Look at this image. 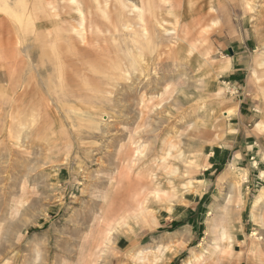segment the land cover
I'll return each mask as SVG.
<instances>
[{
  "label": "rangeland",
  "instance_id": "rangeland-1",
  "mask_svg": "<svg viewBox=\"0 0 264 264\" xmlns=\"http://www.w3.org/2000/svg\"><path fill=\"white\" fill-rule=\"evenodd\" d=\"M0 264H264V0H0Z\"/></svg>",
  "mask_w": 264,
  "mask_h": 264
},
{
  "label": "bare ground",
  "instance_id": "bare-ground-1",
  "mask_svg": "<svg viewBox=\"0 0 264 264\" xmlns=\"http://www.w3.org/2000/svg\"><path fill=\"white\" fill-rule=\"evenodd\" d=\"M135 134V133H134ZM137 135V133L135 134V136ZM131 136V135H130ZM134 135H132V138L134 139V141H133V143H132V145H135L136 146V144H137V142L138 141H136L137 139H136V137H135ZM138 138V137H137ZM132 140V139H131ZM138 147V146H137ZM128 148V147H127ZM140 148V147H139ZM128 150V149H127ZM138 150V149H137ZM136 150V151H137ZM130 151V150H129ZM133 152V151H132ZM133 154H135L134 152H133ZM132 154V155H133ZM126 157V156H125ZM132 159V158H131ZM137 160V159H136ZM130 161V160H129ZM128 163V162H127ZM134 163V162H133ZM130 164V163H129ZM126 165V164H125ZM126 166H128V165H126ZM29 167H30V165H29ZM137 167V166H136ZM25 168V167H24ZM33 168H35L36 169V167H32V169ZM128 168V167H127ZM31 170V169H30ZM129 170V169H128ZM29 172V171H28ZM27 175H29V174H27ZM118 175V174H117ZM263 176V175H262ZM138 177V176H137ZM120 183V182H119ZM114 186V185H113ZM260 199V198H259ZM262 199V198H261ZM260 199V200H261ZM263 200V199H262ZM214 209V208H213ZM211 216V219H209V221H211V229H213V230H215V227H216V224H214L215 222H216V218L215 217H212V213L211 214H209V217ZM209 226V225H208ZM210 227V226H209ZM254 235V234H253ZM252 235V236H253ZM229 248V247H228ZM227 248V249H228ZM190 263V262H189Z\"/></svg>",
  "mask_w": 264,
  "mask_h": 264
},
{
  "label": "crops",
  "instance_id": "crops-1",
  "mask_svg": "<svg viewBox=\"0 0 264 264\" xmlns=\"http://www.w3.org/2000/svg\"><path fill=\"white\" fill-rule=\"evenodd\" d=\"M166 32H167V31H166ZM222 114H223L224 117H227V116H228V112H227V111H226V112H223ZM257 245H258V244H257ZM258 246H259V245H258Z\"/></svg>",
  "mask_w": 264,
  "mask_h": 264
}]
</instances>
